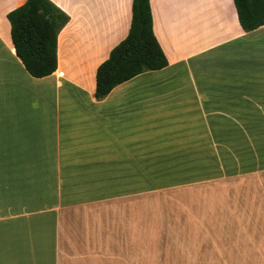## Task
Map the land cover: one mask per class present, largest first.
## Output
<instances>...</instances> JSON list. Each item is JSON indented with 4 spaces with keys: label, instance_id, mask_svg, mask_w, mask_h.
Masks as SVG:
<instances>
[{
    "label": "crops",
    "instance_id": "crops-1",
    "mask_svg": "<svg viewBox=\"0 0 264 264\" xmlns=\"http://www.w3.org/2000/svg\"><path fill=\"white\" fill-rule=\"evenodd\" d=\"M48 1L69 22L57 70L34 79L6 17L26 0H0V264H264V26L243 31L233 0H150L168 66L96 101L132 0ZM174 120L170 142L194 159L153 167L195 161L196 223L155 222L169 193L140 192L159 180L141 184V130ZM171 173L161 186L183 180Z\"/></svg>",
    "mask_w": 264,
    "mask_h": 264
},
{
    "label": "trees",
    "instance_id": "trees-1",
    "mask_svg": "<svg viewBox=\"0 0 264 264\" xmlns=\"http://www.w3.org/2000/svg\"><path fill=\"white\" fill-rule=\"evenodd\" d=\"M233 3L243 31L264 26V0H233ZM6 17L15 55L26 73L34 79L55 73L57 39L69 18L48 0H26ZM167 66L168 60L153 33L150 0H132L129 33L98 66L94 98L102 101L117 86Z\"/></svg>",
    "mask_w": 264,
    "mask_h": 264
},
{
    "label": "rangeland",
    "instance_id": "rangeland-1",
    "mask_svg": "<svg viewBox=\"0 0 264 264\" xmlns=\"http://www.w3.org/2000/svg\"><path fill=\"white\" fill-rule=\"evenodd\" d=\"M166 106V105H165ZM138 125L140 130V125L142 123H146L144 121V118H140L138 116ZM185 125L186 131H194L195 128V121L194 119H187L184 122H182V125ZM183 127V126H182ZM181 128V124H179V121L174 120L167 125H165L163 131H149L148 134L144 132V130H141V137H140V179H143L147 183H141V184H152L156 180L155 177L159 180H157L156 185L154 187L150 188H141L140 192H156V193H169V199L166 197H155L152 199L156 203V209H155V222H177V223H196V217L194 213V209L196 206V200H195V182L194 179H191L189 183L184 182L185 178L193 175L196 170L195 161L191 162L190 167H178L174 168L172 170L173 173H178L183 180L180 181H174L176 184L172 186V184L167 186H161V179L163 178L161 176V172L165 171L168 173H171V167L167 169V167H153L154 164H159L162 161H175L177 159L179 160H188V158L194 159L195 152L188 153V151L185 150H179L177 147H174V145L170 142L172 139H174L169 132L171 131H178ZM184 129V128H182ZM27 135H32L35 133L34 131H25ZM32 132V133H31ZM25 138V137H24ZM26 139V138H25ZM29 143H33V138L29 137L27 139ZM145 141L147 143V146H145ZM0 143H3L0 141ZM249 155V153H247ZM193 155V156H191ZM249 158V156H248ZM227 163V160L225 161ZM150 165V166H148ZM167 170V171H166ZM175 171V172H174ZM171 173V175L173 174ZM151 175L153 177L151 178ZM155 175V176H154ZM171 175H167L166 179L170 180L172 178ZM140 184V185H141ZM139 185V187H140ZM141 187H143L141 185ZM172 210V212L170 211ZM171 213V214H170Z\"/></svg>",
    "mask_w": 264,
    "mask_h": 264
}]
</instances>
